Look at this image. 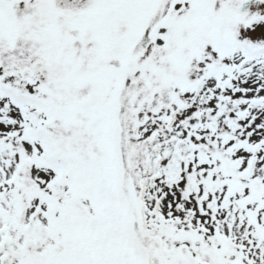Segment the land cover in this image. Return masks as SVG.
Here are the masks:
<instances>
[{"label":"snow or ice","instance_id":"snow-or-ice-1","mask_svg":"<svg viewBox=\"0 0 264 264\" xmlns=\"http://www.w3.org/2000/svg\"><path fill=\"white\" fill-rule=\"evenodd\" d=\"M0 264H264V0H0Z\"/></svg>","mask_w":264,"mask_h":264}]
</instances>
